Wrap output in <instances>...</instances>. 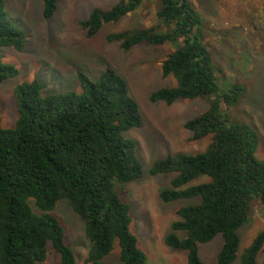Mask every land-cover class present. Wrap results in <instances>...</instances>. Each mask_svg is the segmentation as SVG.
I'll return each instance as SVG.
<instances>
[{
    "label": "trees",
    "instance_id": "1",
    "mask_svg": "<svg viewBox=\"0 0 264 264\" xmlns=\"http://www.w3.org/2000/svg\"><path fill=\"white\" fill-rule=\"evenodd\" d=\"M0 0V84L19 73L4 61L1 47L22 51L26 31ZM59 0H43V15L52 17ZM145 0H118L109 9L95 7L81 25L95 36L108 23L118 22L141 8ZM158 24L126 28L107 35L125 51L142 43L177 44L162 62L165 77L176 85L151 94L153 101L172 104L179 99L207 98L209 107L186 122L194 139L211 135L203 152L170 154L157 160L151 173L175 172L172 186L161 192L165 201L200 197L180 207L179 219L165 242L187 252V264H206L199 244L223 235L218 264H232L241 242L239 228L248 220L252 205H264V160L256 151L257 131L243 121H232L222 108L236 104L246 92L235 84L219 94L217 67L210 49L200 39L201 13L190 0H159ZM162 23L167 29H161ZM79 89L45 93L35 78L15 88L18 119L4 128L0 122V264H39L48 245L61 254L60 264H76L75 252L65 239L62 220L53 212L68 198L85 219L89 248L85 264H104L116 246L122 264H149L131 231L130 205L117 183L143 175L136 142L125 132L142 125L139 103L130 94L127 79L107 68L93 78L77 72ZM213 95L216 98L211 99ZM206 177L197 184L193 181ZM32 202L40 210L36 211ZM179 232H185L181 235ZM264 252V229L244 249L241 264H258Z\"/></svg>",
    "mask_w": 264,
    "mask_h": 264
},
{
    "label": "rangeland",
    "instance_id": "2",
    "mask_svg": "<svg viewBox=\"0 0 264 264\" xmlns=\"http://www.w3.org/2000/svg\"><path fill=\"white\" fill-rule=\"evenodd\" d=\"M202 15L200 39L210 49L217 67L219 94L235 84L246 88L242 98L231 107L223 106L234 121L250 124L259 135L256 155L264 160V0H190ZM118 0H59L55 14L43 15V0H8L10 16L25 29L26 45L22 51L1 47L5 62L14 64L19 73L0 84V122L2 127L15 126L18 110L15 88L35 78L45 85V93L79 89L77 72L85 71L93 78L107 68L122 74L130 94L137 100L142 125L130 128L125 136L136 142L137 156L143 165V175L129 182L117 183L121 197L130 205L131 231L138 246L147 254L149 264H187V252L173 249L165 237L173 231L172 223L180 218V207L195 204L200 197L165 201L164 189L172 186L175 172L151 173L153 164L178 152H203L211 135L194 139L186 122L208 109L207 98L179 99L168 104L151 100V94L163 87L176 85L172 76L165 77L162 62L177 48V44L142 43L125 51L120 42H109L107 35L126 28L150 27L158 24L159 0H145L138 10L118 22L105 24L95 36H88L81 21L95 7L109 9ZM161 29H167L162 23ZM213 95L211 99L216 98ZM202 177L193 181L197 184ZM34 209L40 210L32 202ZM53 212L62 220L65 239L75 252L76 264H85L89 240L85 234V219L72 207L68 198L58 201ZM264 229V205L255 201L248 220L239 228L241 238L238 257L232 264H241L244 249ZM185 235V232H179ZM220 233L199 244V254L206 264H218L223 245ZM258 264H264V252L258 254ZM61 254L50 243L46 260L39 264H60ZM104 264H122L120 247L104 257Z\"/></svg>",
    "mask_w": 264,
    "mask_h": 264
}]
</instances>
